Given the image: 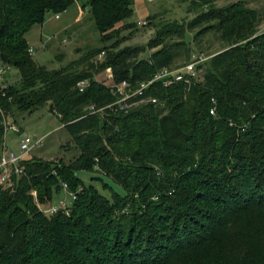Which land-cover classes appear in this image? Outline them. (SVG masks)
<instances>
[{"label": "trees", "instance_id": "trees-1", "mask_svg": "<svg viewBox=\"0 0 264 264\" xmlns=\"http://www.w3.org/2000/svg\"><path fill=\"white\" fill-rule=\"evenodd\" d=\"M76 3L90 13L102 42L136 27L124 24L134 15V0H0V68L20 74L17 86L0 92V156L6 117L47 105L79 150L64 166L23 160L13 187L0 184V264H112L121 258L131 260L127 264H264L262 12L244 0L224 7L192 0L196 17L163 25L146 46L119 49L127 38L117 39L62 69L37 64L29 32L49 13ZM201 27L196 38L214 30L225 51L200 65L202 79L192 78L190 86L153 84L144 97L156 104L122 110L123 95L95 80L110 69L114 86L127 82L126 91H133L178 57L191 60L186 39ZM174 38L181 41L170 43ZM103 52L105 59L95 63ZM82 82L88 86L81 92ZM79 172L105 175L125 196L112 190L107 198ZM63 184L82 191L70 215H50L43 208ZM192 215L207 222H199L196 238L185 239ZM197 251L199 259L188 261Z\"/></svg>", "mask_w": 264, "mask_h": 264}, {"label": "rangeland", "instance_id": "rangeland-1", "mask_svg": "<svg viewBox=\"0 0 264 264\" xmlns=\"http://www.w3.org/2000/svg\"><path fill=\"white\" fill-rule=\"evenodd\" d=\"M134 1V15L124 24H135L136 27L132 30H123V32L117 35L118 37L107 40V42H102L101 34L92 16L87 10H82L80 3L74 4L67 11L59 14L58 18L56 14L49 13L46 16L44 24L34 26L27 36L29 47L36 50V54L33 56L34 61L41 66L47 67L49 70L62 69L67 67L71 61L80 59L90 50L105 47L110 49L117 39L122 41L127 38L126 41L119 46V49L146 46L149 39L154 38L157 34V30L163 25L175 21H189L196 17L195 12H190L192 0ZM238 1L241 0H215V4L219 7H224ZM244 1L249 3L251 8L262 12L263 21L258 29L264 32V0ZM82 11L83 15L81 14ZM198 11L200 12V10ZM139 22H147V25H139ZM203 28L204 27L194 30L189 35L188 39H186V41L190 43L189 45L192 50L191 60L188 61L186 57L180 56L175 60L172 69H181L189 62L198 58L208 60L225 51L226 43L222 41L220 34L214 30L196 38V34ZM180 41L181 39L174 38L169 42L174 43ZM43 45H45L46 48L43 49ZM146 52L147 53L144 55H148L150 50L147 49ZM105 57L106 53L103 52L93 61L95 63L101 62ZM204 70L205 66L202 68L199 79H202ZM4 77L8 85L17 86L20 83V74L14 67L7 69ZM95 80L109 87L114 86L112 72L109 70L96 74ZM87 86L88 83L84 85V89L87 88ZM5 124L6 132L4 134V146L1 156L5 152L8 159L10 158L9 152H13L17 155L20 154L21 141L26 137H37L39 139L45 137V141L42 148L33 149L28 155L24 156L23 160L38 158L50 161L54 165L64 166L72 162L79 155V150L72 141L71 135L67 129H65L60 117L50 110V105L32 114L22 113L16 110L6 117ZM12 128L15 129L13 130ZM162 166L163 165L160 167ZM159 170L162 171L161 168ZM78 175L86 186H95L102 195L109 199H111L112 190L125 196L124 191L112 179L105 175L90 172H79ZM81 191L82 187H79L77 192L80 193ZM71 192L70 190V193ZM77 192L73 193L77 194ZM61 200L67 201L68 209L66 212H63L70 215L71 207L75 200L70 195L66 194L64 190L59 192L55 191L52 202L49 206L42 207L43 211L48 212L51 206H56ZM191 219L195 221V224L190 225V228L184 230L183 236L185 239L196 238V236L202 232L201 226L198 225L200 224L199 222H201V225L207 222L206 219L198 217V215H192ZM158 252L159 251H156L155 254ZM200 255V251H197L196 253L190 254L187 260L189 261L191 259L194 261L199 259ZM204 255L211 256L210 250H207ZM140 260H142V258ZM129 262H131V260L121 258L120 260L114 261L112 264H127Z\"/></svg>", "mask_w": 264, "mask_h": 264}, {"label": "built area", "instance_id": "built-area-1", "mask_svg": "<svg viewBox=\"0 0 264 264\" xmlns=\"http://www.w3.org/2000/svg\"><path fill=\"white\" fill-rule=\"evenodd\" d=\"M58 18V15H57ZM139 25L146 26L147 22H139ZM42 48H46L45 45ZM29 54L34 56L36 54V50L34 48H29ZM207 59L198 58L195 59L188 64H186L181 69H169L165 68L156 73V75L150 80L149 82L141 83L135 90L133 91H126L128 89L129 84L124 82L118 86H113L117 89V91L123 95L121 100H119L118 105L122 110H127L132 106H137L143 103H157L156 99L152 98H145L146 91L155 83H162L164 87H170L178 82H184L191 85L192 78H200V73L202 72V68H198L200 65L204 64ZM9 67H2L0 68V92L4 91L7 87V81L4 77L6 70ZM111 71L110 69H108ZM113 76V75H112ZM88 82H82L79 84V88L81 92L84 90V85ZM214 103L215 100H212ZM212 115H216L215 108L211 110ZM13 130L15 128H12ZM45 137L43 138H31L26 137L21 141L20 145V154L17 155L13 152H9L10 158L8 159L6 153L4 152L2 156H0V184L5 185L6 187L12 188L13 181L12 175L15 174L16 176H22L24 169L21 167V162L24 159L25 155H28L33 149H40L44 146ZM62 190L66 192V194L70 195L74 200H76V194L73 192L70 193L69 186L67 184H63ZM68 209V204L66 200H61L59 204L56 206H51L48 210L50 215H56L60 211L66 212Z\"/></svg>", "mask_w": 264, "mask_h": 264}, {"label": "crops", "instance_id": "crops-1", "mask_svg": "<svg viewBox=\"0 0 264 264\" xmlns=\"http://www.w3.org/2000/svg\"><path fill=\"white\" fill-rule=\"evenodd\" d=\"M83 10V9H82ZM81 14L83 15V11L81 12ZM34 138H36V137H34ZM28 159H30V158H28Z\"/></svg>", "mask_w": 264, "mask_h": 264}]
</instances>
